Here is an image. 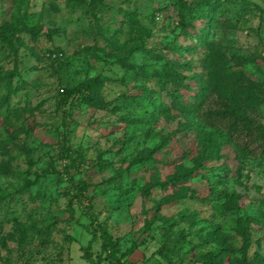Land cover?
<instances>
[{
	"label": "rangeland",
	"instance_id": "374dc122",
	"mask_svg": "<svg viewBox=\"0 0 264 264\" xmlns=\"http://www.w3.org/2000/svg\"><path fill=\"white\" fill-rule=\"evenodd\" d=\"M245 1L251 11L244 15H240L242 0L228 4V17L236 27L215 31L212 36L229 47L230 52L254 55L255 62L247 64L246 68L253 78L262 81L264 0ZM158 3V0H96V6L91 7L89 0L77 4H68L65 0H27L18 8L14 0H0V26L12 24L16 15L26 23V29L18 33L13 46L0 39V80L13 68L16 72L10 91L1 85L3 82L0 83V194L10 196L0 203V264H88L80 251V246L86 245L90 238L83 227L89 224V218L83 212V206L88 204L117 242L118 255L136 244L133 253L122 258L124 264H187L189 255L185 251L190 246L194 245V251L198 253L212 245L200 247L215 225L230 235L232 243L240 244V238L231 229L229 214L189 198L161 205L159 214L164 216H178L184 208L197 213L198 220L193 226L178 223L174 228L176 231L169 234L159 226L157 212L151 207L172 193V189L151 187L147 195L141 193L142 188L148 186L153 170L139 158L152 154L154 158L162 159L155 165L163 179L176 164L191 166L190 158L195 153L193 134L185 131L177 132L162 153H151L168 131L177 128V119H160L148 137L144 136L146 129L143 126L128 125L121 119L129 111V104L123 101L122 95L134 94L132 86L137 81L131 70L121 65L120 59L144 63L149 71L161 66L150 53H127L129 47L141 40L138 31L126 25L125 11L136 10L140 25L150 30L151 35L144 37V46L149 50L160 52L162 41L173 35L178 36L179 42L190 43L174 27L175 19L170 17L172 12L160 14L155 19V26L148 21V14ZM200 23L196 21L197 27ZM108 36H114L117 49L109 45ZM84 46L93 47L102 57L89 74L102 73L110 78L102 90L104 99L110 102L108 108L70 107V102H74L73 93L60 91L62 87L70 90L75 79L70 71L59 69L57 60L52 59L53 54L62 52L63 58H70ZM147 84L158 89L155 79ZM118 106L122 109L118 110ZM259 110L256 119L264 126V103ZM256 134L254 131L249 137L239 135L240 144H246L248 151L240 163L233 153L225 158L230 168L227 177L221 170H211L207 172L208 179L197 176L187 186L196 190L198 197L206 194L210 185L222 192H234L242 206L240 214L259 216L260 201L264 197V139L255 138ZM64 139L72 151L79 146L84 149L77 168L71 169L74 177L85 178L86 169H90L87 179L92 185L86 192L87 197L82 203L73 201L77 224L63 221L68 216L65 207L71 189L61 173L64 161L60 154ZM122 142H126L127 148H122ZM184 152L189 154L188 158L184 157ZM100 162L109 165L103 169L90 167ZM222 162L220 160L216 165ZM117 170L122 172V177H113ZM28 181L33 184L28 185ZM23 186L26 189L22 190ZM5 208L11 209L19 220L33 223L42 230L52 224V244L45 249L42 238L35 235L23 246L18 245L10 237L13 224L8 221ZM146 218L152 220V224L148 231L142 232ZM262 222L260 219V224H252V239L259 238L260 252L264 255ZM61 230L73 235L75 240L65 243ZM179 230H183L182 236L178 234ZM167 247L171 262L158 252ZM58 250L62 252V262L54 260L52 263ZM92 250L94 254L99 252V240L93 243ZM102 264L109 263L103 260Z\"/></svg>",
	"mask_w": 264,
	"mask_h": 264
},
{
	"label": "trees",
	"instance_id": "16d2710c",
	"mask_svg": "<svg viewBox=\"0 0 264 264\" xmlns=\"http://www.w3.org/2000/svg\"><path fill=\"white\" fill-rule=\"evenodd\" d=\"M26 1L14 0V3L21 8ZM160 1L158 0L159 3L148 14V21L155 26V19L160 14L172 12L170 17L175 19L174 27L190 43L179 42L178 36L173 35L162 41L160 52L156 49L149 50L144 46V37L151 35L150 30L140 25L136 10L125 11L126 25L130 29L137 30L141 40L139 44L129 47L127 53L141 51L150 53L161 66L149 71V67L144 63L134 64L126 61V58L120 59L121 65L130 69L133 78L137 81L132 86L135 90L134 94L122 95L123 101L129 104V111L121 119L128 125L143 126L146 129L144 136L147 137L160 119H177V128L168 131L151 153L156 151L162 153L179 131L193 134L195 153L190 158L191 166L176 164L174 170L163 179L160 178L155 165V162L162 159L154 158L152 154L139 158V161L147 162L148 169L153 170L147 182L148 186L142 188L141 193L147 195L151 187L172 189V193L166 194L151 207L157 212L156 219L160 221L159 226L164 227L169 234L176 231L174 228L178 223H188L189 226H193L198 217L196 212H188L187 208L181 209L178 216L161 215L159 209L164 203L179 202L183 198L195 199L210 204L217 212L229 214L231 229L240 238V244L236 246L232 243L229 239L230 235L222 231L219 225L212 226L200 247L208 243L212 245L206 251L198 253L194 251V245L190 246L185 251L189 255L187 264H264V255L260 252V240L252 239V224H260L262 219L260 227L264 230V197L260 201V215L252 216L240 214L242 206L234 192H222L210 185L206 194L198 197L196 190L187 186V183L197 176L208 179L207 172L211 170H221L227 177L230 168L225 158L233 153L234 159L240 163L248 151L246 144H240L239 135L244 134L249 137L256 131L255 138L264 139V126L256 119L257 115H260L259 106L264 103V79L259 81L253 78L246 68L247 64L255 62L256 57L230 52L229 47L212 36L215 31L236 27V23L228 17V4L240 0H166L165 3ZM242 1L240 15L251 11L249 3ZM65 2L77 4L86 0H65ZM89 3L91 7L96 6V0H89ZM197 20L201 22L199 27L196 25ZM25 29L26 23L16 15L12 24L0 26V39L8 46H13V40L17 39L18 33ZM106 40L113 49H117L114 36H108ZM168 54L170 56H167ZM52 59L57 60L59 69L70 71L75 79L70 90L60 88L61 92L73 93L74 102H70V107L77 105H86L93 109L109 107L110 102L104 99L102 90L110 78L102 73L89 74L93 65L102 60L97 50L91 46H84L78 52H74L70 58H63L62 52H56ZM15 74L13 68L0 80V83L3 82L1 85L8 91L11 89V80ZM81 74H84L83 77L80 76ZM151 79H155L158 89L147 84ZM118 107V110L122 109L121 106ZM121 145L122 148H127L126 142H122ZM83 153L82 146L72 151L67 140L64 139L60 154V158L64 161L61 173L65 175L71 188L65 207L68 216L63 220L66 224L78 223L73 201L82 203L87 197L89 186L92 185L87 179L90 177L88 174L90 169H86L85 178L76 179L71 173V169L77 168ZM184 153V157L188 158L189 154ZM220 160L223 162L216 165ZM107 165L108 162H100L91 164L90 167L103 169ZM127 169H130V166H127ZM113 177H122V172L117 170ZM27 183L33 184L29 181ZM21 189L26 187L23 186ZM8 197L10 198L9 195L0 194V203L5 202ZM83 210L89 218V224L83 227L90 234V238L86 245L80 246V251L81 257L88 264H102L103 260L109 264H118L123 262V257L133 253L136 248L135 243L118 255L117 242L98 220L91 206L89 204L83 206ZM5 211L8 221L13 224L10 237L18 245L23 246L35 235L42 238L41 243L45 249L52 244L50 238L52 224L42 230L33 223L19 220L11 209L5 208ZM145 213H148V210ZM151 224L152 220L146 218L142 232L148 231ZM61 231L65 243L69 244L75 240L73 235ZM178 234L182 236L183 230H179ZM97 240L100 241V250L94 254L92 245ZM252 247H254L252 253L248 254ZM169 251L167 247V249L160 248L158 252L171 262L167 257ZM57 255L56 259L51 258L52 263L54 260L62 262L61 250L57 251Z\"/></svg>",
	"mask_w": 264,
	"mask_h": 264
}]
</instances>
